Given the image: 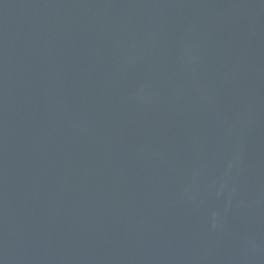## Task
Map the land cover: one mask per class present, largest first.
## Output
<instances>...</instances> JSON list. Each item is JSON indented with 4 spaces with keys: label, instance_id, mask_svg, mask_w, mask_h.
Wrapping results in <instances>:
<instances>
[{
    "label": "water",
    "instance_id": "obj_1",
    "mask_svg": "<svg viewBox=\"0 0 264 264\" xmlns=\"http://www.w3.org/2000/svg\"><path fill=\"white\" fill-rule=\"evenodd\" d=\"M0 264H264V0H0Z\"/></svg>",
    "mask_w": 264,
    "mask_h": 264
}]
</instances>
